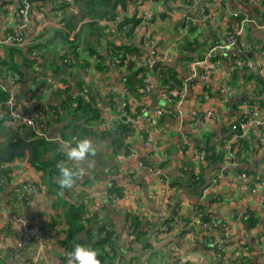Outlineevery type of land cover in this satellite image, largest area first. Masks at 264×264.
<instances>
[{"label":"crops","instance_id":"1","mask_svg":"<svg viewBox=\"0 0 264 264\" xmlns=\"http://www.w3.org/2000/svg\"><path fill=\"white\" fill-rule=\"evenodd\" d=\"M192 1L137 0L136 8L129 4L125 10L127 15L135 11L139 19L134 38L130 42L148 51L149 48L144 47L141 42L149 34L157 51L166 54L170 60L165 64L159 62L161 66L173 69L183 80L188 77L192 61L201 59L211 48L224 44L228 30L246 20L243 23L245 49L240 52L244 57H236L237 53L232 49H216L214 64L219 75L212 76L204 84L193 82L187 90L186 106L180 114L175 107L164 104L163 91L160 94L156 91L159 106H154L152 100L149 102V115L144 119L150 123L145 127V134L151 133L155 144L167 152L163 169L168 176L174 178L181 177V171L186 168L196 172L201 167L208 168V162H196L193 156L196 151L217 157L226 156L230 146L231 119L238 114L248 116L242 102L253 101L254 105L248 103L249 108L264 119V93L261 97L256 96L261 85L255 80L256 77L264 80V75H260L258 68H247L241 63L248 61L264 66V28L259 27L264 22V0H198L195 5ZM41 6V10L37 9L33 28L24 32L26 47L20 49H23L21 53L27 55L26 50L32 49L35 43H40L43 57L38 58L39 64H32L29 70L24 65L21 53L13 50L17 48L0 45V61L11 62L18 70L26 72V83L21 85L15 78L13 86L8 84V78L12 76L0 71V92L2 93L3 87L15 98L18 110L33 118H36L34 110L37 106L48 109L49 113H53L54 108H60L62 120L50 124L45 134L48 140L44 139L45 142L37 144L36 150L41 162L54 163L55 156L60 152L64 153L62 149L66 146L65 142H70L73 137L77 141L91 139L96 147V154L79 165L69 162L76 168L82 167L84 173L80 181L75 180L73 187L60 188L64 198L62 200L47 191L43 196L24 191L23 187L30 183H39L43 187V173L34 166L28 153L0 162V264H63L64 250L58 244L56 233L50 224H61L65 214L68 215L69 209L73 207H84V214L87 215L88 210L92 212L91 207L97 201L106 205L108 218L118 228V250L114 258L117 264H209L204 238L199 235L201 230L193 222L194 213L185 201L181 203L180 213L186 225L175 221V231L171 230L165 238L153 243L151 251H142L139 245L134 247L133 252L126 250L127 232L120 229L124 211L135 209V202L141 200L148 211L147 220L158 224L167 215L165 205L169 198L176 195L177 203L183 201L181 197L183 198L184 190L177 192L148 175L146 166L150 164V159L142 148V139L136 127L128 132L131 135L123 137L122 143L118 144L116 137L122 134L121 127H126L123 120L117 121L123 88L121 80L95 70V60L84 49L86 37L81 39L77 48L68 49L65 40L57 33L61 30L59 12L53 11L49 0H45ZM200 8H204L211 17L202 20ZM123 14L125 15L122 13L119 17ZM234 14L238 17L235 18ZM19 24L18 16L9 21L4 19L0 0V37ZM82 33L87 34L85 30ZM125 38L120 34L115 39V44H125ZM88 40L92 43L91 49L102 54L106 60L108 50L104 45L97 43L95 35L89 36ZM190 41L191 50H188L186 43ZM30 52L27 58L34 60ZM110 62L105 61L108 70ZM38 71L42 77L50 79L51 83L44 81V86L34 85ZM122 73L124 77L128 74L127 70ZM32 76L35 80H32ZM151 80L154 81L153 77ZM221 86H230L233 90L227 102L221 100ZM83 90L86 91L85 99ZM21 91L29 92L21 95ZM67 97L72 107L69 109L70 113L64 106ZM79 98L87 99L91 108L99 114V119H89L81 113V121L74 122L75 114L71 112L77 106ZM244 99L247 101H242ZM259 101L263 103L259 104ZM234 106H237L236 109ZM156 107L165 110L161 116L155 115ZM205 110H212L215 118L203 124L201 114ZM256 119L259 120V117ZM179 122L189 129L188 146L183 145L175 131ZM21 128L22 134L19 135L18 130L9 124L5 109L0 106V154H6L10 148H18L26 141H31L33 147L31 129ZM261 134L264 138V125L251 126L247 136L236 147L233 146L235 152L240 143L244 142L249 146L240 161H234L233 165L219 164L205 172L211 178H216V183L204 191L201 198V202L205 204L203 213L207 216V222L213 223L210 228L213 238L218 241L222 228L228 226L227 239L219 241L222 247H226L223 264H229L228 258L232 260L230 264H237L233 259V254L235 257L238 254L237 248L242 251L245 248L249 264L254 258L255 264L264 263V203L261 204V199L264 198V140H260ZM17 139H22L23 143L16 145ZM55 139L62 140L64 144ZM126 142L129 143V150ZM220 166L222 169L213 172ZM53 181L55 182V178ZM113 187L120 188L123 197L109 207L106 198L112 203L109 197L114 193L108 191ZM21 194H25L28 199L24 201L19 198ZM27 228L31 231L28 232ZM48 230H52L54 236L46 239L39 237L40 232ZM79 235L84 238L82 232Z\"/></svg>","mask_w":264,"mask_h":264},{"label":"trees","instance_id":"2","mask_svg":"<svg viewBox=\"0 0 264 264\" xmlns=\"http://www.w3.org/2000/svg\"><path fill=\"white\" fill-rule=\"evenodd\" d=\"M30 2L31 4H34L37 9L39 8L41 10V3L43 4L45 0H30ZM136 3L137 0H49V5L53 6V11L59 12L60 14L59 22L63 23V28H61V30L57 33L62 40H65L68 49L72 50L74 48H77L78 43L81 41V39L83 37H86L87 40L84 39L85 52L93 57V59L95 60V70L99 73H107L109 71L107 63H105V61L112 62L113 60L118 59L122 62H126L124 64V70H127L128 74L125 76L124 86L127 88L128 94L130 96L133 94V96L131 97H133L137 102L140 103V106L138 108H142L145 107V101L143 99V96L140 94V87L142 86V75L148 73L151 75V77H153L155 81V91H157V94H160L161 91H163L164 94L169 93L174 88H182L183 85L184 87L187 86L188 88H190L195 81L186 82V80L180 79L178 77V74L173 69H170L168 67L161 66L156 67L154 70H150L147 65L138 64L141 56L143 54L147 55V50L142 49V47H139L138 45H133V43L130 42L134 38V30L138 25L139 19L136 17L135 11L130 15H127L125 11L128 8L129 4H133V6L136 8L138 6V4L136 5ZM119 13H125V15L123 14V16L120 18V21L116 23L114 22V19L116 16L121 15ZM99 22H105L106 24L103 25ZM127 25H131L132 28L126 29ZM84 30L87 32L86 35H83L82 33ZM120 34H122V36H125V39L127 41H125V44L117 46L115 44V39L120 36ZM92 35H95L98 44L104 45V47L108 50L106 60L102 54H99L91 49L93 48L91 46L92 43L90 44L88 38ZM186 44V49L191 50V41ZM34 47L42 49V44L35 43L32 48ZM13 50L21 53L23 49ZM30 50L31 48L26 50L27 55L29 54ZM20 55L24 57V65L29 70H31L33 66L32 64H39L38 58L42 59L43 57L42 52L37 57V59L35 58L34 60L28 59L27 55L23 53H21ZM239 56L244 57L242 53H237L236 57ZM0 71L5 72L6 75L10 74L13 79L17 78L21 85L22 83H26V72L18 70L17 66L12 64L11 62L6 63L5 61H0ZM235 72L237 73V71ZM37 76H41V73H39V71L36 77ZM32 80H35L34 76H32ZM255 80L257 81V84L261 85L256 96L261 97L264 93V80L260 79L259 77H256ZM34 85L44 86L45 82L43 80L39 82L35 80ZM28 92L29 91H21L20 94H27ZM8 97L9 93L6 90L2 91V93L0 92V101L3 102ZM86 100L79 98L76 101L77 106L73 109V112H71V114H75L74 122L81 121L79 119L81 113L89 119H99V114H97L91 108L90 104ZM242 101L247 100L244 99ZM69 102L70 99L67 97V102L64 103V106L66 107L68 113H70L69 109L72 108L71 105H69ZM248 103L249 105H254L253 101ZM258 103L262 104L263 101H259ZM64 106H62V109L64 108ZM236 107L237 106H234L235 109ZM138 108L136 109L135 113L131 114L133 118H135L136 115L139 114ZM160 108L161 107H158L157 109ZM54 109L55 110H53V113H49L48 109H44L41 106H37L34 110L37 119L41 117H45L47 119L44 134H46L47 128L50 124L62 120L60 108ZM125 125L126 127H121L122 134L116 137V140H118V144L122 143L125 137L131 135V133L128 134V132L131 131V128H129L128 124L125 123ZM138 133L140 134L139 136H142V138L145 139L146 134L143 130L141 132H139L138 130ZM30 136L34 139V145L32 147L33 158L31 162H33L34 166L43 173L41 184H43V187L45 191H47V193H53L61 200L64 199L62 198L60 193L61 187L59 185L60 173L58 165L64 164L69 167H76L70 165V161H68L66 155L64 153L61 154V152L60 154H57L55 156V160L53 161L54 163L47 164L45 162H41L39 160L40 155L36 150V147L37 144L40 145L45 142V140L43 137L36 136L34 129H31ZM17 141L18 142L16 145H21L23 143L22 139H17ZM236 146L237 145L235 144L234 147ZM248 147L249 146H247L244 142L240 143L237 151L235 152L234 161H240V158L244 156L243 153L247 150ZM56 148H58V146H56ZM126 148L128 150L130 149L128 142H126ZM164 152L167 154L166 151ZM204 154L206 155V162L210 164L207 169H205V167H201L199 171L196 172L194 170L188 171V169L186 168L181 171V177H171L170 188L176 190L177 192L180 189H183L184 193L183 198L181 197L183 201L181 200L179 203L176 202V195L174 198H172L174 202L172 204H168V208L166 210L169 214L168 218L164 220H162L161 218L159 222L161 225L167 226L168 232H171V230L174 229L173 224L175 221H185L181 217L180 213L182 208L181 203H183L184 201L187 203V205L190 206L193 213L201 215L202 221L207 222V216H205L203 213L205 211V204L201 202V198L205 188L209 185L211 177L210 174H205V172L210 167H215L219 164H223L224 162H226V160L225 156L217 157L214 154ZM220 169H222V166L218 167V169H214L213 172L217 170L219 171ZM54 178L55 182L53 181ZM108 193H115L120 199H122L123 197V191L120 188L113 187L108 191ZM106 201L109 207L114 205L110 203L107 198ZM91 209L92 212L88 210V213L86 212L87 215H85L84 207L70 208L69 214H65L63 221L60 222L61 224H56L54 222L50 224V226L56 233L58 244L64 250V256L62 257L63 264H68V253L71 252L74 246L77 244L90 245L91 247L95 248L100 253L99 258L101 259L102 264H117L116 262H114V258L118 250V246H116L118 242V228L113 225L111 218H108L106 214V205H102V208H100L99 211L93 210V207H91ZM100 214L102 215L101 217ZM159 223H152L147 220V218H141L135 209H130L129 212H126L120 227L122 232H127V239L125 243L126 250L129 252H133L134 247L136 245H139V248L142 251H151L153 247L151 246L150 239H152V234L159 229ZM207 223L213 225V223L209 221ZM155 227L157 228L154 231L153 229ZM81 232L83 233L84 238H81V236L79 235ZM199 235L204 238L206 249L211 248L216 254L218 263L222 264L226 259V253L224 252V248L226 249V247H222V243L216 241L215 239H213L212 241H208V238L206 236L202 234ZM243 250L245 252L237 248L238 254L236 259L234 260L237 264H249L248 253L245 248ZM231 261L232 260L228 258L229 264Z\"/></svg>","mask_w":264,"mask_h":264},{"label":"built area","instance_id":"3","mask_svg":"<svg viewBox=\"0 0 264 264\" xmlns=\"http://www.w3.org/2000/svg\"><path fill=\"white\" fill-rule=\"evenodd\" d=\"M142 1V0H140ZM198 0H193L192 4H197ZM2 2V9H3V15L4 19L6 21H9L11 19H14L16 16L20 18V24L16 28L12 29L9 33H6L5 35H2L0 37V45H4L11 48H24L26 47V37L24 35V32H29L31 27L33 28L35 16L37 14V8L34 4H31L30 0H1ZM200 16L202 20H206L210 18L211 14H208L204 8L199 9ZM235 18L238 17L237 14L233 15ZM120 17L116 16L114 19V22H119ZM246 20H242L240 25L234 26L231 28L225 38L224 44L221 46H216L211 48L207 51L204 56L201 57L199 60L192 61L189 66L188 71V77L186 78V82L189 81H195L198 84L205 83L206 80L211 78L212 76H218L219 73L217 72V69L214 64L215 59V51L216 49H232L235 50L236 53L242 52L243 49H245V42L243 39V33H244V22ZM60 28H63V23L59 22ZM260 28H264V22L259 25ZM131 25H127L126 29H131ZM142 45L146 48H149L147 51V55L143 54L138 61V64L147 65L148 68H151L156 62L161 63H168L170 60L166 54H162L161 52H158L156 47L154 45V40L151 38L149 34L145 36L142 39ZM41 49L38 47H34L31 49L30 56L33 58H37L41 54ZM126 62H122L121 60L115 59L112 62H110V69L106 73V76L109 77H118L121 80V84L123 85L121 94H120V104L118 109V115H117V121L121 122L122 120L128 124L129 128L133 129L136 127L139 132L142 130L145 131V127L148 126L150 123L149 120H145L144 117L149 115L148 107L150 102V95L152 93H155V83L153 80H151V75L146 73L142 75V86L140 87V94L143 96V99L145 101L144 105L145 107H140V103L137 102L133 97H131L128 94L127 88L125 85V77L123 76L122 71H124V64ZM244 63L245 67L250 68L254 67L255 69L258 68L259 73L261 76L264 75V66L262 64H254L250 63L248 61L242 62ZM10 82H8L9 85H15V80L11 78H8ZM45 81L47 83H51L50 79L44 78L42 76H37L36 81ZM1 90L4 91V88L1 87ZM188 87L183 85L182 88H174L169 93L164 94V104L165 105H171L175 107L177 112H180L184 110L186 106V94H187ZM84 98L86 91H82ZM221 93V100L223 102H227L230 98L231 94L233 93V90L230 86H221L220 89ZM0 106H2L6 111V116L8 118V122L11 126L15 127L16 130H18V134L21 135L22 129L21 127L28 128V129H34L36 136L43 137L45 140H48L46 135L44 134V130L46 127L47 119L45 117L41 118H33L31 115L27 113H23L18 110V105L15 100V98L12 95H9V97L0 103ZM159 106V105H158ZM244 108L248 111V116H244L242 114H238L236 117L231 119L230 122V138H229V148L227 150L225 160V165H233L234 163V157H235V150L233 146L237 143H239L243 138L247 136L249 133V130L251 126H257L261 127L264 125V119L258 115V113L252 109L249 108L247 102H243ZM138 108L139 114L136 115L135 118L131 116L132 113H135L136 109ZM155 109V115L161 116L164 112L163 108ZM259 117V120L256 118ZM215 118V114L212 110H205L201 114V121L203 124H206L208 122L213 121ZM147 124V125H146ZM175 131L179 134L183 145L188 146L189 145V129L187 126H184L182 122H179V125L175 127ZM140 135V134H139ZM142 139V148L146 152V154L149 156L150 164L146 166V172L151 177L155 178L158 181L164 182L170 187L171 184V177L168 176L163 169V165L168 157V155L158 147V145L155 144V139L153 135L150 133L146 135L145 139L142 138V136H139ZM260 140H264L263 135L261 134ZM52 141V140H51ZM60 144H64V142L60 139H55ZM263 142V141H262ZM66 145L75 146L76 138L73 137L70 142H65ZM131 154L132 151L130 150ZM194 158L196 162H199L200 164H204L206 162V155L202 151H196L194 152ZM77 180H81V176L76 178ZM132 178V180H134ZM216 183V178H210L209 185L205 188L204 191L209 189L210 186L214 185ZM25 192L34 194L35 196H43L45 195V189L41 187L38 184L30 183L23 187ZM22 200H27L28 198L21 194L19 196ZM110 200L112 204H116L120 201V198L114 193L110 195ZM174 200H172V197L169 198L167 204L165 205V211L168 208V204H172ZM264 203V198L261 199V204ZM102 207V204L97 201L95 202V205L93 206V210L99 211ZM135 210L140 215L141 218H148V211L146 207L144 206L143 202L141 200H137L135 202ZM126 212H129V210H125L124 214ZM102 215L100 214V217ZM169 214L167 213L166 216H164V219L168 218ZM193 222L195 225L198 226V228L201 230V233L204 236L208 238V241H212L213 235L210 231L211 224L207 222H203L201 215L194 213L193 214ZM183 224L185 225V221H183ZM27 231L30 232L31 229L27 228ZM175 231V229H174ZM179 232V230H177ZM169 234L168 228L166 225H160L159 229L156 230L152 234L151 239V246L153 243L157 242L159 239L165 238ZM40 238H48L50 236H54V232L52 230H48L46 232H40L39 234ZM228 237V226H224L221 230V232L218 235V241H225ZM264 253V250H263ZM206 255H207V262L209 264H219L218 259L216 258L215 252L208 248L206 249ZM264 255V254H263ZM237 257V255H236ZM235 254H233V259H236ZM225 262V261H224ZM223 262V263H224ZM222 263V264H223ZM264 264V263H262Z\"/></svg>","mask_w":264,"mask_h":264},{"label":"clouds","instance_id":"4","mask_svg":"<svg viewBox=\"0 0 264 264\" xmlns=\"http://www.w3.org/2000/svg\"><path fill=\"white\" fill-rule=\"evenodd\" d=\"M68 161L79 165L88 160L89 157L95 156L96 147L94 142L89 138H84L75 143V146L66 145L62 149ZM60 180L59 185L62 189L73 187L76 178L83 175L84 169L73 168L64 164L58 165ZM68 264H102L99 258L100 253L90 245L77 244L71 252L68 253Z\"/></svg>","mask_w":264,"mask_h":264},{"label":"water","instance_id":"5","mask_svg":"<svg viewBox=\"0 0 264 264\" xmlns=\"http://www.w3.org/2000/svg\"><path fill=\"white\" fill-rule=\"evenodd\" d=\"M162 64L157 62L152 66V69L156 68L157 66H161ZM252 99V98H250ZM150 100H152V103L154 106H157L159 104V101L157 100V95L156 92L152 93L150 95ZM25 153H28L31 160L33 158V150H32V142L31 141H26L24 142L21 146L18 148H10L6 154H0V162L4 161H9L11 160L14 156H22ZM251 264H255V258L251 262Z\"/></svg>","mask_w":264,"mask_h":264},{"label":"rangeland","instance_id":"6","mask_svg":"<svg viewBox=\"0 0 264 264\" xmlns=\"http://www.w3.org/2000/svg\"><path fill=\"white\" fill-rule=\"evenodd\" d=\"M242 63V62H241Z\"/></svg>","mask_w":264,"mask_h":264}]
</instances>
